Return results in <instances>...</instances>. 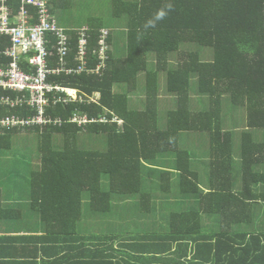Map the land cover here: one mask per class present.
Returning a JSON list of instances; mask_svg holds the SVG:
<instances>
[{"label":"trees","instance_id":"1","mask_svg":"<svg viewBox=\"0 0 264 264\" xmlns=\"http://www.w3.org/2000/svg\"><path fill=\"white\" fill-rule=\"evenodd\" d=\"M9 3L16 10L21 6L20 0ZM109 5L108 14L99 13L98 20L78 28L66 29L57 22L73 43L82 28L90 34L85 70L48 77L78 93L75 100L46 106L44 116L60 122L2 127L3 150L15 146L17 132L34 131L40 138V169L32 172L27 206L38 213L43 230L9 232L18 214L6 200L10 191H0V264H70L72 252L74 259L88 258L95 244L116 241L118 227L134 230L128 240L141 242L146 251L152 248L159 256L168 253L189 264H264V142L253 136L264 129V0H109ZM48 9L56 19L50 0ZM111 25L126 34L125 57L113 55ZM103 28L109 31L108 50L104 66L96 71L92 48L98 46ZM186 43L211 48L212 58L205 61L197 50H183ZM8 44L0 36V49ZM149 52L155 55L154 68ZM75 56L74 51L72 62L77 65ZM9 60L0 57V65ZM159 72L166 74L165 91L172 96L165 100L176 99L163 128L158 125ZM141 75L145 100H140L141 108L132 109L128 96L139 88ZM122 83L128 90L115 92L114 86ZM191 92L197 111L190 109ZM225 100L234 108L232 119L240 116V122L231 120L233 129L223 125ZM10 114L31 119L36 111L26 104L0 106V117ZM200 132H207L210 148L202 174L194 170L189 148L179 145L181 134L188 141ZM236 132L239 156L232 146ZM78 134H106L107 148L81 149ZM62 136L63 146L55 148L53 140L60 143ZM158 156L168 157L169 168L160 169L158 186L148 175L152 188L166 195L177 181L182 198L167 219L149 207L151 191L143 187L142 160ZM104 178L108 189L102 187ZM204 181L207 192L199 186ZM159 224L166 232H153ZM77 259L74 264H89ZM106 264H113L110 256Z\"/></svg>","mask_w":264,"mask_h":264},{"label":"built area","instance_id":"2","mask_svg":"<svg viewBox=\"0 0 264 264\" xmlns=\"http://www.w3.org/2000/svg\"><path fill=\"white\" fill-rule=\"evenodd\" d=\"M20 1L21 6L16 10L9 0H0V36L9 40V44L0 49V57L10 59L8 64L0 65V89L18 93L15 98L0 93V106L14 108L26 104L36 114L31 119L22 120L14 114L0 117V128L17 124L59 123V119L52 121L44 116L46 106L51 101L55 104L75 100L78 93L74 88L49 82L48 77L84 71L89 53L87 28L78 31V39L73 43L72 37L58 26L50 13L48 0ZM99 32L98 46L92 48L98 58L96 71L104 66L108 50L109 31L103 28ZM51 35L57 38V43H53L55 39ZM74 51L77 65L72 62ZM56 92H64L65 96L57 97ZM77 118L73 120L86 121L84 117Z\"/></svg>","mask_w":264,"mask_h":264},{"label":"rangeland","instance_id":"3","mask_svg":"<svg viewBox=\"0 0 264 264\" xmlns=\"http://www.w3.org/2000/svg\"><path fill=\"white\" fill-rule=\"evenodd\" d=\"M56 4V14L57 18L64 17L68 19L70 22L75 24H87L92 22L94 18L99 19V13L101 14H108L107 10L109 8V0H52ZM112 14V11H111ZM111 31L113 32V55L115 57H125L127 54V39L126 34L122 29H118L114 26H110ZM183 50L193 49L197 50L200 53L202 60H210L212 58V49L209 47H203L199 45H190L188 43L182 45ZM149 58V65L151 68H154L155 64V55L152 52L148 53ZM158 85H159V93L160 94V103L157 106L158 107V125L160 128H163L167 120V112L174 109L176 107V99L172 100H165V97L169 98L172 97L165 91V85H166V74L164 72H159L158 74ZM191 88H196V79L191 78ZM113 90L115 92L120 91L124 92L128 90V87L125 83L118 84L114 86ZM191 94L190 99V109L192 111L198 110L197 103H194L195 98ZM146 95V88H145V78L143 75L139 78V88H137L135 91H130L129 93V100L131 103L129 105L132 106V109L134 108H141L140 100L144 101ZM234 108L230 105L228 100L224 101L223 104V111H222V121L224 126H229L230 129H233L232 125H230L231 120H236L240 122V116H236V119H232V111ZM241 107H238V110L241 111ZM78 119V118H77ZM240 125V123H239ZM238 133L236 132V135L233 138L232 146L234 149V153L236 152V156L240 155L238 144L240 142L239 137L237 136ZM61 136V135H60ZM254 138L261 142H264V129H257L254 131ZM188 138L187 135L181 134V137L179 139V145L182 148H189L190 152L192 153V165L193 167L199 168L201 171V174L203 172V166L201 163V160L204 158V156L210 151L209 148V138L207 132H200L195 136L194 138L189 139L188 141L185 139ZM39 136L33 131V132H21L17 133L15 137L12 139L13 144H15V147H20L18 149V152L20 153V157H23V161L21 162L23 164V168L19 171L15 172L12 176L14 179H19V187L21 189V185L24 184V190L29 189L28 193H25L27 196V202L30 204L32 192L30 187V178L32 175V172L38 171L40 169V164L37 162V159L40 157V151H39ZM64 137H61V142L58 143L56 140H53V145L55 148H60L64 144ZM77 146L81 149H89V150H101L106 149L108 145L107 135L106 134H89L86 135L85 138H83V135L78 134L77 138ZM3 149L0 148V158H2ZM9 167H7V162L4 160L0 161V173L6 174ZM17 167H14L12 171L8 172V176L12 174L14 170H16ZM160 171V170H159ZM173 178H177V176H174ZM177 181L172 183V191L165 195V198L168 200H177L180 199L181 196L179 195L178 189H177ZM102 187L104 189H108V181L106 178L102 181ZM263 204V203H262ZM85 207H87L86 203L83 204ZM26 209V205L24 206ZM156 221L158 222L159 219L156 218ZM159 228H163L162 224H159Z\"/></svg>","mask_w":264,"mask_h":264},{"label":"crops","instance_id":"4","mask_svg":"<svg viewBox=\"0 0 264 264\" xmlns=\"http://www.w3.org/2000/svg\"><path fill=\"white\" fill-rule=\"evenodd\" d=\"M51 2V10L53 14L56 17V20L59 24V26L66 28V29H73V28H78L83 25L87 24H75L70 22L68 19L64 18L63 16L60 18H57V10H56V4L54 1L50 0ZM99 16V15H98ZM97 19L98 18H94ZM96 22V21H94ZM91 23V22H90ZM97 23V22H96ZM111 29V28H110ZM11 116V115H8ZM14 116H16L14 114ZM18 117V116H16ZM5 130L0 128V133H3ZM24 132V131H22ZM21 133V132H17ZM16 135V134H15ZM14 135V137H15ZM20 147H11L9 150H4L3 154L1 155L2 158L1 160H4L7 162V167L8 170L6 174H1L0 173V191L1 193H4L7 190L10 191L9 197H6V200L9 201L10 203H14V209L16 208V213L18 214V218L14 220V223L9 227V232L12 234H24L25 231H28L29 233L32 234H40L41 231L43 230L42 223L40 220V217L38 213L36 212H31L28 209V202H27V196L25 193H28V189L24 190V184L21 185V189L19 187V179H14L13 174L20 169L23 168V164L21 163L23 161V157H20V153L18 152V149ZM209 154L207 153L204 158L201 160L202 166H203V171L205 169L206 163L208 162L209 159ZM160 156L156 158H152L149 160H142L143 163V169H142V177H143V187L144 190L147 191L150 194V200H149V207L151 209H154L157 213H159L164 219L169 218L171 213L174 211L173 208L175 207L173 204L176 201L182 200V198L177 199V200H168L165 198V195H163L162 192L157 191L156 189L152 188L150 184V179H148V175L152 177V183L155 186H158L159 184V170L160 169H168L169 165L166 163V159L168 158L167 156ZM40 158V157H39ZM39 158L37 159V162L40 164ZM163 159L165 161H163ZM14 167H17L16 170L12 172L10 176H8V172L12 171ZM259 170L261 167L258 168ZM195 171H198L201 173L199 168L194 167ZM174 176H177L175 172L171 173V177L173 178ZM200 188L204 191L207 192V184L204 181V183H201ZM261 188V187H260ZM159 189V187H158ZM261 191V190H260ZM170 193L167 191V194ZM190 204H195L196 200L195 198L191 200V198L187 199ZM164 201V202H163ZM26 205V209L24 206ZM263 205V204H262ZM137 209L135 208L134 211ZM33 214V215H32ZM119 228V234L117 237V240L112 242L111 244H102L100 246L91 247L90 249L94 250V253L88 255V258H84L83 256L81 259L73 258V254L75 253L72 252L71 258H70V264H74L76 259L79 261H88L89 264H106V261L108 260L110 256V261H112L113 264H189L188 261L184 258H174L173 256H168L169 254H159L157 255L154 253V250L152 248L148 249L146 251L141 242H133V240H128L129 237H132V233L134 230L127 229L126 227H118ZM154 233H164V227L159 228L154 226ZM92 229V228H91ZM3 226H0V233L3 232ZM121 232V233H120ZM74 249V248H73ZM173 251V250H172ZM32 264H34V260H31ZM38 263L39 261L36 260ZM63 263V262H62ZM41 264V262H39ZM67 264V263H66Z\"/></svg>","mask_w":264,"mask_h":264}]
</instances>
